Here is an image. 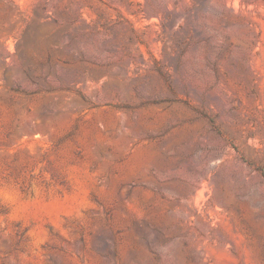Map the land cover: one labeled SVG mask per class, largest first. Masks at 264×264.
I'll return each instance as SVG.
<instances>
[{
    "label": "rangeland",
    "instance_id": "obj_1",
    "mask_svg": "<svg viewBox=\"0 0 264 264\" xmlns=\"http://www.w3.org/2000/svg\"><path fill=\"white\" fill-rule=\"evenodd\" d=\"M0 264H264V0H0Z\"/></svg>",
    "mask_w": 264,
    "mask_h": 264
}]
</instances>
